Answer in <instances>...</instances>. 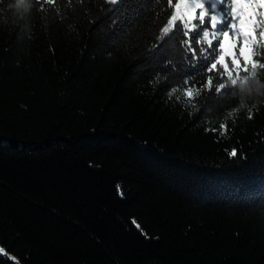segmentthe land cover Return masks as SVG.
Listing matches in <instances>:
<instances>
[{"label": "trees", "instance_id": "trees-1", "mask_svg": "<svg viewBox=\"0 0 264 264\" xmlns=\"http://www.w3.org/2000/svg\"><path fill=\"white\" fill-rule=\"evenodd\" d=\"M16 5L0 0V264H264V69L202 88L152 0Z\"/></svg>", "mask_w": 264, "mask_h": 264}, {"label": "snow or ice", "instance_id": "snow-or-ice-1", "mask_svg": "<svg viewBox=\"0 0 264 264\" xmlns=\"http://www.w3.org/2000/svg\"><path fill=\"white\" fill-rule=\"evenodd\" d=\"M32 2L33 0H28V3ZM111 2L116 4L122 0ZM36 3L39 4V10L43 11L44 5L53 3V0H43V3L36 0ZM152 3L162 4L161 11L165 13L157 32L158 39L173 47L178 41L189 67L195 72L203 69L205 79L202 88L211 91L215 87V94L218 95L222 89L231 85L232 95H236L240 89L236 87L238 80L233 78V72L239 77L242 71L245 75L241 83L246 85L249 78H256L257 66L264 69V63L252 58L251 47L246 51L248 45H264V0H152ZM209 73H215V76L208 75ZM184 83H188L187 79ZM176 91V88H172L169 96ZM181 94L191 97L193 90L188 88ZM244 106L241 100L240 107ZM235 111L239 109H234L233 112ZM232 114L228 113L230 117ZM248 119H252L251 108L248 109ZM220 129L226 131V124L221 123ZM228 154L230 157H237V149L233 148ZM119 189L120 186L117 185L119 194L123 196ZM132 223L140 229L135 220ZM4 251L0 248V253Z\"/></svg>", "mask_w": 264, "mask_h": 264}, {"label": "clouds", "instance_id": "clouds-1", "mask_svg": "<svg viewBox=\"0 0 264 264\" xmlns=\"http://www.w3.org/2000/svg\"><path fill=\"white\" fill-rule=\"evenodd\" d=\"M26 3V0H17V7H20L22 4Z\"/></svg>", "mask_w": 264, "mask_h": 264}, {"label": "water", "instance_id": "water-1", "mask_svg": "<svg viewBox=\"0 0 264 264\" xmlns=\"http://www.w3.org/2000/svg\"><path fill=\"white\" fill-rule=\"evenodd\" d=\"M16 264H19L18 262H16Z\"/></svg>", "mask_w": 264, "mask_h": 264}]
</instances>
